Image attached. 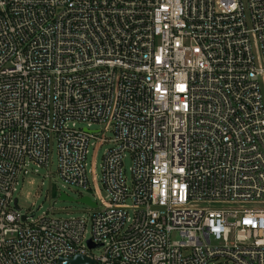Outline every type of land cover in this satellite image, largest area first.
I'll return each mask as SVG.
<instances>
[{"label": "built area", "instance_id": "built-area-1", "mask_svg": "<svg viewBox=\"0 0 264 264\" xmlns=\"http://www.w3.org/2000/svg\"><path fill=\"white\" fill-rule=\"evenodd\" d=\"M106 145L104 208L21 214L30 165L88 191ZM77 256L264 264V0H0V264Z\"/></svg>", "mask_w": 264, "mask_h": 264}, {"label": "rangeland", "instance_id": "rangeland-1", "mask_svg": "<svg viewBox=\"0 0 264 264\" xmlns=\"http://www.w3.org/2000/svg\"><path fill=\"white\" fill-rule=\"evenodd\" d=\"M78 128L86 127V124L77 123ZM101 126H92L91 130H101ZM107 139H112V133L105 134ZM109 148L108 145L96 150L93 147L89 148L87 157L89 173V190H77L72 187H67L59 178L57 167L58 157L56 150H53V155L50 160L48 169L39 168L35 165L29 166V173L20 179L17 192L14 195V200L18 202V208L21 214L28 213L29 215L37 211V218L49 209H53L56 217L59 218H80L88 219L93 209L80 202L82 198L88 197L94 203L99 205V208H104L102 201L106 198L101 185L102 178V163L103 155ZM132 162L127 158L124 162V169L128 178H130V169ZM61 194L66 195L72 201H61ZM200 206V204H199ZM90 236V227L88 228L87 237Z\"/></svg>", "mask_w": 264, "mask_h": 264}, {"label": "water", "instance_id": "water-1", "mask_svg": "<svg viewBox=\"0 0 264 264\" xmlns=\"http://www.w3.org/2000/svg\"><path fill=\"white\" fill-rule=\"evenodd\" d=\"M60 200L61 201H72V199L68 198L66 195L64 194H61L60 196ZM81 203L87 205V206H90V207H95V203H93L90 198L88 197H85V198H82L80 200ZM15 205L17 204V201H15L14 203ZM26 219V217H23V221ZM89 247L90 248H95L94 246H92L91 244H89ZM94 263V261H91L90 259L86 258V257H83V256H77L73 259L72 261V264H92Z\"/></svg>", "mask_w": 264, "mask_h": 264}]
</instances>
